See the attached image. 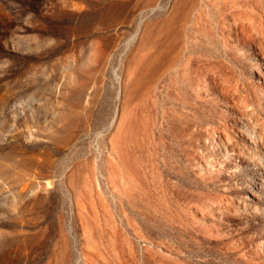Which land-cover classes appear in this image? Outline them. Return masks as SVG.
I'll return each instance as SVG.
<instances>
[{"label": "rangeland", "instance_id": "rangeland-1", "mask_svg": "<svg viewBox=\"0 0 264 264\" xmlns=\"http://www.w3.org/2000/svg\"><path fill=\"white\" fill-rule=\"evenodd\" d=\"M0 264H264V0H0Z\"/></svg>", "mask_w": 264, "mask_h": 264}]
</instances>
